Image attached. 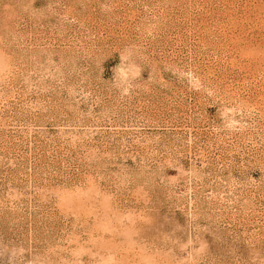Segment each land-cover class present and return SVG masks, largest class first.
Masks as SVG:
<instances>
[{
	"label": "rangeland",
	"instance_id": "obj_1",
	"mask_svg": "<svg viewBox=\"0 0 264 264\" xmlns=\"http://www.w3.org/2000/svg\"><path fill=\"white\" fill-rule=\"evenodd\" d=\"M0 264H264V0H0Z\"/></svg>",
	"mask_w": 264,
	"mask_h": 264
}]
</instances>
